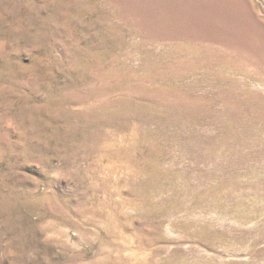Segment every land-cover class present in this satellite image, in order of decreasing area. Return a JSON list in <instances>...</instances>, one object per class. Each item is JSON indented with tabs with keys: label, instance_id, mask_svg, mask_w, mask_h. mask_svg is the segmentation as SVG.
I'll return each mask as SVG.
<instances>
[{
	"label": "rangeland",
	"instance_id": "rangeland-1",
	"mask_svg": "<svg viewBox=\"0 0 264 264\" xmlns=\"http://www.w3.org/2000/svg\"><path fill=\"white\" fill-rule=\"evenodd\" d=\"M0 264H264V0H0Z\"/></svg>",
	"mask_w": 264,
	"mask_h": 264
}]
</instances>
